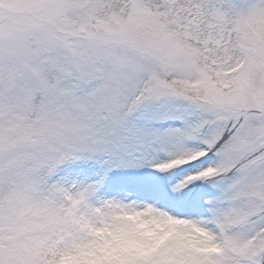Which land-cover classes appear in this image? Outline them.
<instances>
[{
    "label": "snow or ice",
    "instance_id": "1",
    "mask_svg": "<svg viewBox=\"0 0 264 264\" xmlns=\"http://www.w3.org/2000/svg\"><path fill=\"white\" fill-rule=\"evenodd\" d=\"M0 264H264V0H0Z\"/></svg>",
    "mask_w": 264,
    "mask_h": 264
}]
</instances>
